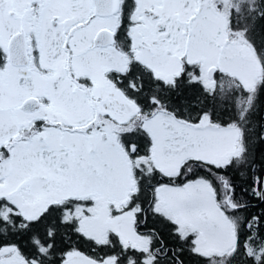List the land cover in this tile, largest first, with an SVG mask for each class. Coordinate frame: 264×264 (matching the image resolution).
<instances>
[{"label": "snow or ice", "instance_id": "1", "mask_svg": "<svg viewBox=\"0 0 264 264\" xmlns=\"http://www.w3.org/2000/svg\"><path fill=\"white\" fill-rule=\"evenodd\" d=\"M0 264H264V0H0Z\"/></svg>", "mask_w": 264, "mask_h": 264}]
</instances>
